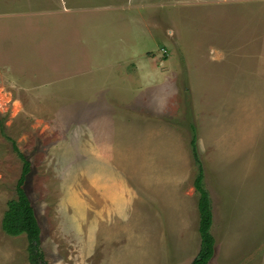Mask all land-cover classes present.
Wrapping results in <instances>:
<instances>
[{
    "label": "rangeland",
    "instance_id": "obj_1",
    "mask_svg": "<svg viewBox=\"0 0 264 264\" xmlns=\"http://www.w3.org/2000/svg\"><path fill=\"white\" fill-rule=\"evenodd\" d=\"M167 72L163 119L182 150L129 184V206H101L85 190L84 121L70 112L108 87L72 92L93 73L164 90ZM190 124L211 201L208 264H264V0H0V264H29L25 235L1 228L21 172L6 136L31 164L25 191L48 264H189L200 242Z\"/></svg>",
    "mask_w": 264,
    "mask_h": 264
},
{
    "label": "crops",
    "instance_id": "obj_2",
    "mask_svg": "<svg viewBox=\"0 0 264 264\" xmlns=\"http://www.w3.org/2000/svg\"><path fill=\"white\" fill-rule=\"evenodd\" d=\"M146 61L148 62L147 59L144 60ZM148 64L150 65L149 62ZM192 76H194L193 72ZM172 77V73L165 74L167 81L165 91L157 86L154 88L161 89L150 91L153 87L142 89L138 84L132 85L134 80L132 78L125 80L123 85L116 81L110 84L107 80L112 79L111 76L93 73L88 76L87 91L82 93L78 91L77 94L72 92L71 97L90 93L91 80L95 81L94 84L108 87V89L99 88L98 93L104 94L99 97L98 104H90L88 100H84V103L77 101L76 104H71L70 112V116L79 123L84 121L86 159L90 160L85 164L87 169L85 190L88 193L97 192L101 199L98 200L102 202L101 206L103 204L113 207L129 206L131 202L128 196L129 184L131 186L139 182L138 177L146 175L148 167L152 172L158 161L181 152V132L173 124L165 122L173 116L167 112L164 105L165 102H172L174 99V90L169 88ZM136 81L139 79L136 78ZM110 85L115 89L110 88ZM118 87L125 93L135 92L136 97L132 98L127 94L118 95L117 93L121 92L117 90ZM227 88H223L225 92L228 91ZM109 93H113L115 97L107 98L105 95ZM115 106L120 107L124 112L114 114L112 111H116ZM158 119H162V123L154 125L153 123ZM90 176L95 178L90 180ZM101 176L108 177V184L101 182ZM97 202L93 201L94 206H98ZM91 203L92 201L88 199L87 207H92Z\"/></svg>",
    "mask_w": 264,
    "mask_h": 264
},
{
    "label": "trees",
    "instance_id": "obj_3",
    "mask_svg": "<svg viewBox=\"0 0 264 264\" xmlns=\"http://www.w3.org/2000/svg\"><path fill=\"white\" fill-rule=\"evenodd\" d=\"M189 151L193 164L195 166V176L193 180L194 192L197 195V212H198V234L199 249L195 257L189 264H208L214 253V237L211 233L212 209L208 191L204 187L203 165L196 146V131L194 125H189ZM3 134V128L0 127ZM13 152L21 161L20 176L15 185L16 198L7 203L2 220L1 228L9 236L17 237L25 235L27 242V260L29 264H48L40 248V227L37 222L34 209L25 191L27 177L31 171V164L16 146V143L8 138Z\"/></svg>",
    "mask_w": 264,
    "mask_h": 264
}]
</instances>
